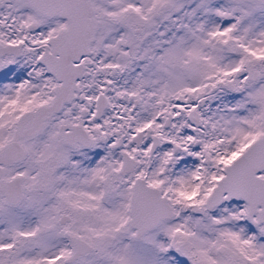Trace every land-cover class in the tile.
I'll list each match as a JSON object with an SVG mask.
<instances>
[{
  "label": "snow or ice",
  "instance_id": "obj_1",
  "mask_svg": "<svg viewBox=\"0 0 264 264\" xmlns=\"http://www.w3.org/2000/svg\"><path fill=\"white\" fill-rule=\"evenodd\" d=\"M0 264H264V0H0Z\"/></svg>",
  "mask_w": 264,
  "mask_h": 264
}]
</instances>
